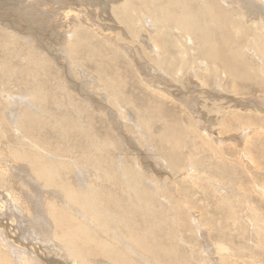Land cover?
<instances>
[{"label": "bare ground", "instance_id": "1", "mask_svg": "<svg viewBox=\"0 0 264 264\" xmlns=\"http://www.w3.org/2000/svg\"><path fill=\"white\" fill-rule=\"evenodd\" d=\"M53 1L54 5H56L59 2L60 4H66L72 0ZM85 1L93 6H97L103 11L108 9V19H112L117 23L115 25L118 26V29L124 36L130 35L131 45H128V43L125 45L126 47H124L121 44H116L114 41L111 42L110 46L118 52L119 50L122 52L125 50L129 51V53L124 52L127 54L126 59L128 60V64H125V66L126 68L130 67L136 81L142 84L144 83V88L146 86V90L150 91H147V96L149 97H145V99L147 98L148 101L150 99L151 102H148L147 99L145 100L146 102H143L140 97L141 105L134 103L136 100H139V94L137 93L138 96H136L133 92L125 90L126 80L123 77L126 75H124L123 69L125 71L126 68L122 69L118 67L120 65V63L116 61L118 59L109 58V53H107V51L99 50L104 47L102 42H93L92 35H101L102 38H105L104 35L112 34H110V32L109 34H105L103 30H101V32L97 31L100 29L97 24H88L89 22L81 23L80 21H82L83 18L81 19L76 15L77 12L74 14L76 15V17H74V22L69 24V33L67 31L69 34L68 37L72 36L69 43L70 47H72L73 58L88 66L91 65V68L102 72L104 75L106 74L105 83L107 82L112 89L114 88V91L111 92L112 97H110L111 102L109 104L120 110L119 112H121L123 117L121 118L124 121H128L129 115L127 116V112L132 110L130 109V105L132 103L135 104L136 107H133L136 108L135 113H140L141 116L144 117L138 116L140 124H136V126H133L134 128L141 129L140 131H142L141 125H147L148 118L147 121L141 119L147 116H158L161 122L159 128L156 130L157 133H150L149 137L142 135V137H145L146 141L148 140L152 149L158 154L161 162L156 161L159 164L160 170L163 168L162 162H164L167 169L169 168L170 173L174 176L179 175V177L183 176L191 179L194 176L199 174L202 176L203 174L204 176L202 178H207L209 185L214 188L220 179L221 181L223 180L222 184H224L223 182L228 180L227 168L222 169L223 167L221 168L220 165H214V162L212 163L214 158L219 159L220 153H224L221 152L224 150H221L220 144H222L223 141H233L237 143L239 139H245L247 137L246 133L248 134L247 131L250 130H254L253 132L255 133L257 132L256 134L253 133V139L259 137L258 133L260 131L264 133V107L254 103V101L250 99L252 97L264 99V0ZM70 13L71 12L68 11L65 12L67 18L70 17ZM85 19L88 20V16L85 17ZM82 22L85 21L83 20ZM10 26L16 31H23V27L20 25L10 24ZM119 26L121 27L119 28ZM15 36L14 34L1 35L0 47L6 50L4 45H13L11 40H13L12 37L14 38ZM66 42L67 39L64 40V43ZM136 42L140 43L143 52L139 51V47L132 46L133 43ZM77 45H81L82 47H80L84 48L82 53L77 51V49L75 50ZM38 46L40 47V45ZM2 52L4 53V51ZM136 54L138 55L139 62L135 60V58H137ZM16 57H19V55ZM10 59H15V56L10 55L6 62L1 63V67L5 68L6 71H11L13 69V67L11 69L12 65H10V62L12 60ZM32 62L35 63L33 60ZM26 68L21 70L19 75H17V77L15 76L14 79L26 90V93H18L21 99L27 103L28 107L26 106V110L29 109L35 112L33 109H38L37 107L39 106L38 110L44 115L42 117L49 118L48 120H50V117L56 116L58 121L55 120L56 125L54 126V124H50L52 121L49 123L46 118L41 119L38 117L39 115L37 116V113H33L34 115L36 114L37 119L31 121L32 123L29 127L31 129L32 127L35 128L29 132L28 129L23 130L20 126L19 116L21 115H19L13 107H10V103L8 104L9 108L6 105L7 103H5L4 106L2 105L3 109L0 108V188L3 191H0L1 216L5 218L8 215V217L10 216L13 218L11 224L16 225V223H18L21 233L23 230H27L26 232L30 236L33 234V230L28 226L23 227L22 222L25 216L30 218L35 211L31 209V206L23 200L19 193L16 194L17 192H15L13 188L15 184L13 185V183L10 182L11 180H9L14 174H12L11 170H16V166L23 164L31 170L30 172L41 182V185L46 188L44 194L41 195L42 197H39V200H42L45 212L50 219L49 222L52 224L51 230L60 232V234L56 232V239L59 242V247H62L63 254L70 260L68 264H181L182 261L178 256L176 246L179 242L185 244L184 241H188L186 239L184 240L182 236L188 230H180L183 224L177 222L175 215L181 210H187L198 214L199 207L197 208L193 202L196 199V195L200 193L196 191L198 189H195L192 185L190 186L187 180H185V182L178 179L181 185L182 183H186V185H182L181 188L179 184L180 190L175 195L168 192L165 194L164 191L161 190L162 188L158 186V178L154 175L158 174V177H160L161 174L159 175V173L153 169L154 167L152 168L146 156L136 149V147L131 146L130 138L119 131L117 124L111 119L113 118V112L109 111L106 107H99V103L94 100L93 97L83 95V97L86 98V103H88L86 105H89L88 107H90L95 114H102L101 116H103L107 113L108 122H111L113 130L116 129L119 133L118 136L121 138V142L116 140L115 134L111 133L109 128V131L103 132L105 134L99 131L97 129L98 125H96L98 124L97 117L94 116V113L92 114V112L86 110L85 114L82 108L83 106L81 107V105H78L79 102L76 103L70 97L72 104L70 103L69 106L73 105L74 112L85 114V119L83 121L80 120L82 117L77 119V116H69L67 111H53L54 106H57L58 109V102L60 101L56 98L55 92L50 85H48V82L39 79V75L36 73L39 69L35 68L33 65ZM41 69L42 68H40V70ZM212 80H214V84ZM8 81L4 82L2 85L3 88L0 91V96L4 95V88L10 84ZM237 81H240L242 84L241 90L238 87L240 92L236 87ZM147 82L152 84L149 83L148 85ZM101 83L104 84L103 81ZM168 85L176 89H169ZM69 87L72 91L80 92L81 85L69 84ZM199 87H205L207 90L205 89L199 92L201 91V89H198ZM64 94L69 96V92H64ZM8 95V98L13 100L11 94L9 93ZM226 95L242 96L243 98L242 100H237L227 97ZM26 98L29 100L26 101ZM179 100H183L182 103L185 101L183 104L184 107L181 104V107L178 105ZM36 101H40V105L38 103V106H34L33 103ZM118 101H121L120 105H118ZM156 101L160 102V105H155L154 102ZM168 104L180 108L184 114L187 115V118H190V121L195 123H192L193 125H196L197 121H201L202 118L204 119L206 117L205 120L207 121L204 127H207L211 120L207 119V116H209V114H214L218 122L217 127L219 130L217 135H219V133L221 134V127L225 125L227 133L236 132L237 129L241 131L244 130V132L240 137H229L223 140L217 135L213 137L215 134L207 133L205 130L201 129L197 131L195 128H198V126L186 128L181 124L182 120H180L177 114V117H174L170 116L167 112H163V110L165 111V109H163L164 106ZM21 105H24V103ZM124 105L128 106V109L123 110V112L122 107ZM189 107L190 109L193 108L192 112L189 110ZM203 110H205L207 114L201 116V112H204ZM23 113L25 114V112ZM232 120L237 121V127H234L235 125H233ZM26 122H29V119ZM7 124L13 131L20 130L19 140L17 138L19 133L16 134L17 136H11L12 133L7 132L11 129L7 130ZM62 124L63 126L68 125V130H64L65 126L63 128ZM28 125L29 124H27V126ZM55 127H59L61 131H57L58 133L54 132ZM147 128L148 127L145 128V132ZM88 129L89 132L87 131ZM21 130L23 132H21ZM149 130L151 131V128ZM213 130L214 129H212V131ZM215 130L217 131V129ZM59 132H61V134H59ZM253 139L251 140L252 142ZM246 142L247 144L245 143V146L247 147L242 146L241 151L239 150L240 155L242 154L243 156L245 155L244 153H247L251 158V163L255 166L256 163L258 164V162H260V160L256 161V159H259L256 157L259 152L256 153V156H252V143ZM113 145L116 147L114 151L111 148V151L109 148H114ZM218 148H220L219 151L217 150ZM185 151H188V153ZM155 157L157 159V155ZM259 157H261V155H259ZM49 159L50 161L53 160L57 162L56 166H54L55 164H51L48 161ZM261 159H264V157ZM117 164L120 165V167ZM124 164L125 166H123ZM146 168L148 171L151 169V172L149 171L151 174L149 173L150 176L146 175L142 182V180L137 178L141 176L139 172L144 171ZM90 170L97 173L95 177L89 175ZM168 177H160L159 183H161V185H167ZM14 178L12 179L15 180ZM120 179H125L123 181V186L121 185L122 183L119 184L118 182ZM7 180H9L10 183H8ZM20 181L22 183V180ZM6 182L7 184H4ZM230 182V184H234L233 181L230 180ZM86 184L88 186H86ZM175 184H178L177 181ZM255 185L259 190L264 192L262 186L258 184ZM152 186L155 187L153 194L150 192L148 193L147 190L148 187ZM21 188L22 187L19 189ZM50 188L52 191L49 190ZM205 188L206 187H202L204 195L206 193ZM56 190L63 194L64 198L62 197L61 199V197H58ZM224 191H226V188H224ZM203 194H201L202 197ZM204 197L207 196L205 195ZM155 198L159 199L163 204L165 202V205L169 204L167 213H173L172 216L170 215L172 217L170 223L164 219L166 214L164 210L165 207H163V205L161 207L156 205V202H154ZM180 199L182 200L180 201ZM203 199L204 198H202V200ZM183 205L186 208L185 210H183ZM126 209L129 210L126 211ZM206 211L208 210H205V212ZM152 212L154 215L159 214V216L153 217ZM230 216L231 211L229 209L223 216L224 224L227 223ZM152 217L153 221H151ZM178 220H182V217L180 219L178 218ZM202 221L204 220L202 219ZM212 221L213 219L209 218L207 224ZM216 221L217 220H215L214 223L218 225V221ZM149 222L150 224L155 223L154 228L150 227ZM88 226L92 229L88 230ZM221 229L222 227L219 228V230ZM2 237V232H0V264L57 263L51 260L40 262L38 257H33L35 254L31 256L23 250V244L10 239L7 235V238L18 246L12 247L9 241H5ZM40 237H42V235H40ZM215 238H217V235H215ZM227 240L225 239V241ZM28 243L30 242L26 244ZM226 245L227 244H222V242L214 243L216 247L215 251L219 252V254L223 253L227 255L230 248L228 249L229 245ZM245 246L247 247V244ZM212 249H214V247ZM35 250L37 251V248H35ZM192 251L194 250L192 249ZM202 252L205 253V251ZM49 253L48 250V254ZM206 253L208 257L211 256L209 250H206ZM58 254L59 253H57V255ZM259 254L260 253H258V255ZM219 260L221 261V259ZM231 261L228 262L230 263Z\"/></svg>", "mask_w": 264, "mask_h": 264}, {"label": "rangeland", "instance_id": "2", "mask_svg": "<svg viewBox=\"0 0 264 264\" xmlns=\"http://www.w3.org/2000/svg\"><path fill=\"white\" fill-rule=\"evenodd\" d=\"M57 5H59L61 7H59ZM58 8H60V9H58ZM67 11L71 12L70 17H68V18L65 15V12H67ZM76 12H77V14H76ZM108 12H109L108 9L103 11L100 8H98L97 6H93L89 2H86L85 0H72V1L67 2L66 4H62V3L60 4V2H59L56 5H54L53 0H0V33H1L0 37H1V35H13V34L16 35L14 38L12 37V39L14 41L11 40L13 45L8 46V45L3 44L6 50H4V48L2 49L0 47V91L3 88L2 85L4 84V82L9 80L8 82L10 83L7 87L4 88L6 93L3 92L4 95L0 96V101H1L0 102V108L3 109V106L5 103H7L6 104L7 106L10 103L11 104L10 107H13V109L16 110L19 113V115L22 116V117L19 116V118H20L19 122L21 123L20 126L23 128V130L28 129L29 132L31 130H33V128H35V127H32V129H31L29 126H31L30 124L32 123L31 122L32 120L35 121L37 119L38 115H39L38 117L41 119L46 118V117H42L44 115L42 113H40V110H38L39 109L38 103L40 105V101H36L33 103L34 106L35 105L38 106L37 107L38 109L34 108L33 110L35 112H32L29 109L26 110L28 107L27 103H25V101L22 100L21 97L18 95V93L19 94L26 93V90H24L25 88L23 86L19 85V83H17L14 80L15 76L17 77V75H19L21 70H23L24 68H26L28 66L30 67V65H33L35 68L39 69L36 72L39 75V79L41 81L48 82V85H50V87L55 92L56 98H58V100H60L58 102V104H59L58 109H57V106H54L53 111L54 110H56L58 112L67 111L68 112L67 114H69V116H73V117L77 116L76 117L77 119H80L82 117L80 120L83 121L85 119L84 115L86 114V110H88L89 112H92V114L94 113L91 110V108L88 107L89 105H86L88 103H86V98L83 97V95L93 97L94 100H96L99 103L98 104L99 107H102V106L106 107L109 111L113 112V118H111V119L113 120V122H115L117 124V126H118L117 128L119 129V131H121L122 134L125 135L126 137L130 138L131 146L136 147V149H138L144 156H146L148 158V161L150 162V165L152 166V168L154 167L153 169L156 172H158L159 175L161 174L160 177L165 178V177L169 176L167 178L168 179L167 185H163V184L161 185V183H159L160 177H158V174H154L158 178V186L160 188H162L161 190H163L165 194L168 192V193H172L173 195H175L180 190L179 184H180L181 188H182V185H186V183H184V184L182 183V185H181L179 180H181V181L187 180V182L190 186L192 185L193 187H195V189H198L196 191L200 192L195 197L197 200L195 199L193 201L194 205H196L197 208L199 207L198 214L197 213L195 214L193 212L185 210L186 208L183 205V210H185V211L181 210L182 213L180 211L175 215L177 222L178 223L181 222L183 224V227H182L183 229L180 228V230L181 231L185 230V229L188 230V231L185 230L186 233H184L182 235L184 237V240L186 239L188 241H184L185 244L179 242L178 245L176 246L178 256H179L180 260L182 261L181 264H216L218 262L220 264H260V263L264 264V262H263L264 261V259H263L264 258L263 257L264 256V223H263L264 222V192L259 190V188H257L255 185V184H258V185L262 186V188H264V159H261L262 157H264V147H263L264 146V133H262L260 131L258 133L259 137L257 139L254 138L255 139L254 140L253 139V137H254L253 133L256 134L257 132L255 133V132H253L254 130H250L251 132L247 131L248 134L246 133V136H247L245 138L246 140L241 138L238 140L237 143L233 142V141H227V142L223 141L224 143L225 142L226 143L224 144L222 142V144H220L221 146L219 145L221 150H224L221 152H224V153H220V158L219 159L214 158L212 160V163L214 162L213 163L214 165H220L221 168L223 167L222 169L227 168L226 170L228 171V173H227L228 174L227 175L228 180H225L223 182L224 184H222L223 180L221 181V179H220L219 182L217 183L218 186L216 185L217 189H216V187L214 188L213 186L209 185L207 178H205V177L202 178L204 176L203 174H202V176H200V174L197 176H194L193 178L195 181L193 180V178L188 179V178H185L183 176L179 177V175L174 176L170 173V169L169 168L167 169V166L165 165L164 162H162L163 168L160 170L158 162H161V161L158 157V154L156 153V151L154 149H152V146H150V143H148V140L147 141L145 140V137H147V136L149 137L150 133L151 134L157 133L156 130L159 128L161 120L158 118L157 115L156 116H154V115L153 116H147L144 119H141V120L147 121V118H148L147 125H143V124L141 125L142 131H140L141 129L139 130V129L133 127V126H136V124L137 125L140 124L138 116H141L140 113H137V112L135 113L136 108H133V107H136L135 104L141 105L140 99L142 98V100L144 102L149 97V96H147V94L150 91L146 90V88H147L146 86L144 88V83L142 84L139 81H136V78L134 77V74L131 71L130 67L126 68L125 64L126 65L128 64V60L126 59L127 54H125L124 52L129 53V51L123 49V50H125L124 52H122L120 50L118 52L110 46L111 42L115 41L116 44H121L124 47H126L125 45H127L128 43H129L128 45H131V43H130L131 38H130V35L124 36V34H122L120 32V30L118 29V26L115 25L117 23H115L114 20L108 19L109 18V16H107ZM86 13H87V15H86ZM74 14L78 15L81 19L83 18L82 21L84 20L85 22L80 21L81 23H88L89 22L88 24H90V23L97 24V26L100 28L97 31L101 32V30H103V32H105V34H109V32H110V34L113 35V36L112 35H104L105 38H102L101 35H92V36H93V42H96V43L102 42V44H104L103 45L104 47L102 49H99L100 51L101 50L107 51V53H109V55H108L109 58L119 60V61L116 60L117 62L120 63V65L118 67H121L122 69L123 68L127 69V70L125 69V71L123 69L124 75H126L125 77H123V73H122V77L126 80V83H125L126 89L125 90L128 92L129 91L133 92V94L136 96H138L137 93L139 94V98H138L139 100H136V102H134L135 104L132 103L130 105L131 106L130 109H132V110L130 112L129 111L127 112V116L129 115L128 121H124L122 119L123 117L121 115V112H119L120 110H118L117 108H115L114 106L109 104L111 102L110 97H112L111 92L114 91V88L112 89V87L109 86V84L107 82L105 83L106 74L104 75V74H102V72H99L98 70L96 71V69L91 68L92 67L91 65H89L90 66L89 67L85 63H81L80 61H76L73 58L72 47H70V43H69L71 41L72 36L68 37V35H69L68 34L69 33L68 28H69V24H72L74 22V17H76V15H74ZM87 16H88V20L85 19V17H87ZM10 24H13V25L17 24V25L22 26L23 31H21V32L16 31L13 27L10 26ZM120 27L121 26H119V28ZM67 31H68V33H67ZM118 34H122V35H118ZM109 37H111V38H109ZM107 38H109V39H107ZM16 39H17V41H16ZM66 39H67V42L64 43V40H66ZM138 42L133 43L132 46L139 47L138 48L139 51L143 52L141 45ZM38 45H40V47ZM77 46H79V45H77ZM77 46L75 47V50L77 49V51L82 53L84 48H81L82 47L81 45H80L81 47L80 46L77 47ZM78 49H80V50H78ZM2 51H4V53ZM13 53H15V54H13ZM22 54H23V56H22ZM10 55L15 56V59H10V60H12L10 62V65H12L11 69L13 67V69L11 70L12 72L10 70L6 71L5 68L1 67V63L6 62L7 59H9ZM17 55H19V57H16ZM26 55H28V56H26ZM136 57L137 58H135V60L137 62H139V60H138L139 58H138L137 54H136ZM19 58H20V60H19ZM28 58H29V60H28ZM30 59H32L35 63H33L32 60H30ZM125 60H127V61H125ZM73 61H75V62H73ZM42 62H44V63H42ZM26 63L28 66L26 65ZM94 64H97V63H94ZM40 65H42V66H40ZM45 67H47V68H45ZM40 68H42V69L40 70ZM90 68H91V70H90ZM8 69H10V68H8ZM14 70H15V72H14ZM127 72H128V74H127ZM145 72H146V70H145ZM10 73H12V74H10ZM58 81H59V83H58ZM102 81L104 82V84L101 83ZM212 82L214 84V80H212ZM149 83L150 82H147L148 85H149ZM69 84H78V85L80 84L81 85V88L79 90L80 92L72 91V89L69 87ZM150 84H152V83H150ZM139 85L142 87H140ZM168 86H166V87H168ZM236 87H237V89H238V87L240 90L242 89V84L240 81L236 82ZM168 88L174 89V87H171V86H169ZM57 89H58V91H57ZM106 89H108V90H106ZM198 89L199 90L201 89V91H199V92H202V90H205V89L207 90V88H205V87H203V88L199 87ZM240 90H239V92H240ZM143 91H144V93H143ZM64 92H69V96H66L64 94ZM140 92H142V93H140ZM9 93L11 94L13 100L8 98ZM226 96L237 99V100H242V98H243L242 96H234V95H226ZM69 97L72 100H74L76 103H78V102L81 103V104L78 103V105H81V107L83 106L82 108H83L85 114L79 113V114H81V115H79L77 112L73 111V105L69 106L70 103L72 104ZM145 97H147V98L145 99ZM252 98H250V99L252 101H254V103L260 104L264 107V99H261L259 97H254L253 99ZM14 99L17 100L18 102L15 101ZM25 100L28 101L29 99L26 98ZM147 101H148V99H147ZM182 101L179 100L178 105L180 106V104H181L184 107L183 104L185 103V101L183 103H182ZM137 102H139V103H137ZM148 102H151L150 99ZM156 102H154L155 105L160 103V102H157V103ZM23 103H24V105H21ZM120 104H121V101H118V105H120ZM132 105H134V106H132ZM24 106H25V109H24ZM125 106L126 105H124L122 107L123 108L122 111L128 109L127 108L128 106H126V107ZM176 107L177 106H171V104L165 105L163 108V109H165V111L163 110V112L164 113L167 112L170 116H174V117L178 116L180 118V120H182L181 124L183 126H185L186 128H190V127L193 128L194 126H198V128H195L197 131H199L201 129L205 130L207 133L215 134V135H213V137L218 134V130H219L217 127L218 122L216 121V117L214 114H209V116H207V119H211L209 122V125H208L209 127L207 125H206L207 127H204V124L207 121V120H205L206 117L204 119L202 118L201 121L200 120L197 121L196 125H193L195 123H193V121L191 122L190 118H187V115H185L184 112L180 108H178V107L176 108ZM8 108H9V106H8ZM68 109H71V110H68ZM115 109L119 113H117ZM192 109L193 108L190 109V107H189V110H191V112H192ZM27 111H28V113H27ZM203 111L204 112H201V114H202L201 116H204L203 114H205V115L207 114V112L205 110H203ZM23 112H25V114ZM33 113H37V116H36V114L34 115ZM176 114H177V116H176ZM182 114H183V116H182ZM101 115L94 113V116L97 117L96 118L97 123H98V124H96V125H98L97 129L103 133V132L107 131L109 128L110 132L115 134L116 140L118 142H121V138L118 136L119 133L116 131V129L113 130V127H111L113 125L111 124V122H108L109 120L107 119V113L103 116H101ZM25 117H27L29 119V122H26L28 119ZM134 117H136V118H134ZM141 117H144V116H141ZM30 118H31V120H30ZM133 118L135 120L136 119L137 120L135 121ZM154 118H155V120H154ZM48 119L49 118H46V120L49 121V123L52 121L50 124L51 125L54 124V126L56 125L55 120L58 121L56 116L50 117V120H48ZM109 119H110V117H109ZM24 120H25L26 124H25ZM232 121H233V125H235L234 127H237L236 126L237 121L236 120H232ZM27 124H29V125L27 126ZM149 125L151 128V131L149 130L150 129ZM62 126H63V124H62ZM64 126H63V128H64ZM146 127H148L149 129L147 128L146 132H145ZM225 127H226V125L222 126L221 127V134L219 133V135H217V136H219V138H221L223 140L225 138H229V137H240L241 134H243V132H244V130L241 131V130L237 129L236 132L227 133ZM10 128L11 127L8 126V124H7V130H9ZM152 128H154V129H152ZM208 128L210 131L208 130ZM211 128L214 130L212 131ZM65 129L68 130V125L65 126L64 130ZM215 129H217V131ZM11 130H12V128L7 132L12 133L11 136L12 135L17 136L16 134L19 133L17 136V138L19 140L20 139V137H19L20 136V132H19L20 130L19 131H13V130L11 131ZM59 130H60L59 127H55L54 132L58 133L57 131H59ZM87 131L89 132V129ZM21 132H23V131L21 130ZM59 134H61V132H59ZM103 134H105V133H103ZM142 135L143 136L145 135V137H142ZM260 136H263V137H260ZM252 139H253L254 143L251 141ZM243 141H244V143H243ZM246 141H248L249 143L250 142L252 143L251 144L252 149H253V152L251 153L252 156H256L257 155L256 153L259 152V154L256 156L257 158H259L258 160L256 159V161L260 160V162H258L259 165L256 163V165L254 166L251 163V158L249 157V155L247 153H244L245 155H243V156H242V154L240 155V151L242 149V146L247 147V146H245L247 144ZM260 144H262L263 146ZM253 146H255V147H253ZM115 147L116 146H114V148L110 147L109 149L111 150V148H112V150L114 151ZM220 148H218L217 150L219 151ZM258 148H260V149H258ZM185 152L188 153V151H185ZM134 153H136V152H134ZM156 155H157V159L155 157ZM259 155H261V157H259ZM238 157H240V158H238ZM225 160L227 161V163ZM48 161L53 165L55 164L54 166H56V164H57V162H54L53 160L50 161V159H49ZM225 163H226V166H225ZM54 166H52V167L55 168ZM118 166L120 167V165H118ZM123 166H125V164ZM257 166H258V168H257ZM16 167H17L16 170H13V169H12L13 171L11 170L12 174L14 173L15 175L13 174L12 177L9 178V180H11L10 182H12L13 185L15 184L16 187L13 186V188H14V191L17 192L16 194L19 193L20 196L23 198V200L26 203H28V205L31 206V209L33 211H35L34 213H32L30 218L25 216L24 221L22 222L23 227L28 226L33 230V234H31V236H30L26 232L27 230H23L21 233L20 232L21 230H20V227L18 226V223H16V225L11 224V220L13 218H11L10 216L8 217V215L4 218L1 216L2 213H0V232H2V236H3L2 238L5 241L6 240L9 241V243L12 245V247H18V246L16 244H14V242L9 240V238L12 240H16L20 244H23L24 245V247H22L23 250L28 255L33 256L35 254L33 257H35V256H36V258L38 257V260L40 262H43L46 260H51L54 262L56 261L57 263H60V264L70 263V260L68 258H66V256L63 254L62 247H59V242L56 239V232H57V234H60V232L51 230L52 224H50V222H49L50 219L45 212L42 200L41 199L39 200V197H42L41 195L44 194L46 188H44L41 185V182L38 181V179L30 172L31 170H29L27 166L20 164L19 166H16ZM26 170L29 172H27ZM142 170H143V168H142ZM149 171L151 172V169H149ZM149 171L146 168V169H144V171L139 172L141 176L137 179L142 180V182H143V179L145 178L146 175L150 176L151 173ZM18 172H19V174H18ZM141 173H143V174H141ZM256 173H258V174H256ZM96 174L97 173L93 172L92 170L89 171V175L92 177H95ZM261 175H262V178H261ZM29 176H31L32 178ZM257 176H259V177H257ZM196 177H197V179H196ZM12 178H14L15 180H13ZM183 178H184V180H183ZM198 179H199V182H198ZM9 180H7L8 183H10ZM20 180H22V183ZM124 180L120 179L118 181L119 184L122 183L121 185L123 186ZM203 180H204V182H203ZM230 180L234 182L233 185L230 184L231 183ZM176 181L178 184H175ZM193 181H194V184H193ZM7 182L4 184H7ZM87 184H86V186H88ZM22 185L25 187H23ZM199 186H200V189H199ZM20 187H22V188L19 189ZM202 187L203 188L206 187L205 188V192H206L205 195L208 198L204 197L205 195L202 192L203 191ZM29 188H31V189H29ZM42 188H44V189H42ZM154 188L155 187H153V186L148 187V189H147L148 193L150 192L151 194H153ZM224 188H226V191H224ZM49 190L52 191L51 188ZM0 191H2L1 188H0ZM27 191H31L32 193L27 192ZM56 191H57L56 193H57L58 197H61V199H62V197L64 198L63 194H61L58 190H56ZM33 192H34V194H33ZM213 192H215V193H213ZM221 192H222V194H221ZM201 194H203V197ZM31 196H33V197H31ZM202 198H204L203 200H205V199L206 200L203 201ZM181 200L182 199H180V201ZM219 200H221L222 202ZM158 201H159V203H158ZM154 202H156V205H158L159 207H161L162 205H163V207H165L164 210L166 211V214H165L164 219H166V221L170 223L172 221L171 216L173 215V213L172 212L167 213V207H169V204L167 203L168 205H165V202L163 204L159 199H156V198H155ZM195 202H197V203H195ZM208 203H209V205H208ZM204 206H205V208H204ZM217 206H218V208H217ZM228 206H230V207H228ZM231 207H232V209H231ZM225 208H229L231 211V216L228 219L227 223L225 222L226 224H224V222H223V216L226 214L227 211H229V209H225ZM204 209L208 210V211L205 212ZM128 210L129 209H126V211H128ZM200 214H203V215H200ZM152 215H153V217L159 216V214L154 215L153 212H152ZM204 216H205V218H204ZM153 217H152V220L150 219L151 221H153ZM181 217H182V220H178V218L180 219ZM209 218L210 219L212 218L213 221L210 222L209 224H207L209 222ZM7 219H9V220H7ZM202 219L204 221H202ZM196 220H197V222H196ZM215 220L218 221V222L216 221L218 223V225H216L214 223ZM198 221L200 224L198 223ZM25 222H26V224H25ZM150 222H149L150 227L154 228L155 223L150 224ZM229 222H231L232 224ZM220 226L222 227L221 230H219V228H221ZM226 226H227V228H226ZM88 227H89L88 230L92 229L90 226H88ZM198 227H199V229H198ZM195 228H197V229H195ZM6 230H7V232H6ZM10 230H11V232H10ZM216 230H217V232L219 230V232L217 233ZM185 231H183V232H185ZM196 231H197V233H196ZM199 231H201V232H199ZM226 232L228 233V235ZM6 234L8 235L9 238H7ZM22 235H23V237H22ZM40 235H42V237H40ZM44 235H46V236H44ZM215 235H217V238H215ZM51 236H52V238H51ZM46 237H47V239H46ZM225 239L226 240L228 239V240L225 241ZM27 242H30V243L26 244ZM216 242H222V244L229 245L228 249L229 248L230 249H229L227 255H225L223 253L219 254V252L215 251L216 247L214 246V243H216ZM246 244H247V247L245 246ZM208 245H209V247H208ZM213 247H214V249H212ZM35 248H37V251L35 250ZM192 249L194 251H192ZM233 249H234V251H233ZM26 250H28V251H26ZM44 250L47 252H45ZM48 250L50 252L49 254H48ZM195 250H196V252H195ZM206 250L207 251L209 250L211 252L210 257H208ZM213 250H214V252H213ZM54 251H55V253H54ZM202 251H205V253H203ZM188 252H190V253H188ZM36 253H37V255H36ZM57 253H59L60 255L59 254L57 255ZM258 253H260L259 254L260 256L258 255ZM198 256H199V258H198ZM54 257H55V259H54ZM255 257H257V258H255ZM52 259H54V260H52ZM219 259H221L222 262ZM235 259L239 262H237ZM228 261H231V262L229 263ZM40 264H42V263H40Z\"/></svg>", "mask_w": 264, "mask_h": 264}]
</instances>
